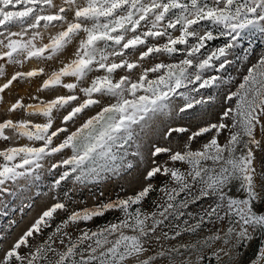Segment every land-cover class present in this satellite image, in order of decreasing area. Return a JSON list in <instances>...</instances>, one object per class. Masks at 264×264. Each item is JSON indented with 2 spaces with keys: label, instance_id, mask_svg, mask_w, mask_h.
<instances>
[{
  "label": "snow or ice",
  "instance_id": "6c2138e0",
  "mask_svg": "<svg viewBox=\"0 0 264 264\" xmlns=\"http://www.w3.org/2000/svg\"><path fill=\"white\" fill-rule=\"evenodd\" d=\"M256 36L264 39V0H0V110L44 121H0V141L9 144L0 149V216L9 214L5 196L38 181L43 162L52 161L46 170L54 177L44 194L52 202L10 247L0 231V264H203L206 253L216 264H239L242 247L264 240V165L256 166L264 151V55L234 90L226 73L240 43ZM161 56L171 62L149 64ZM31 61L47 67L19 70ZM42 77L37 93L64 94L6 104L14 87ZM20 138L28 143L12 146ZM133 170L141 183L132 194L100 192L90 206L73 197ZM153 192L162 195L145 211ZM200 201L209 203L191 212ZM185 234L196 238L160 243ZM252 264H264V246Z\"/></svg>",
  "mask_w": 264,
  "mask_h": 264
},
{
  "label": "rangeland",
  "instance_id": "374dc122",
  "mask_svg": "<svg viewBox=\"0 0 264 264\" xmlns=\"http://www.w3.org/2000/svg\"><path fill=\"white\" fill-rule=\"evenodd\" d=\"M54 31V30H53ZM47 41V37H45V42ZM222 42L221 40H216L210 42L211 46H215L219 43ZM72 48H69L68 51L65 53V56L63 59H67V57L70 55L72 52ZM264 55V39H261L259 36L252 37L249 40L242 41L240 43V46L235 50V53L232 57L233 59V64L231 67L227 69V74H230L232 77L235 78L234 84L231 86L234 90L235 85L238 84L244 74L247 72V68L250 67L252 64H254L257 59L261 56ZM164 62H171L168 57L161 56L158 60H153L150 61L149 64L151 63H156L160 61ZM52 67H59L60 65L53 61L50 62ZM38 66H45L46 65H38L36 61H31L25 64V66L22 69V71H28L31 68H35ZM7 74L11 76V74L14 71L13 66H8L7 67ZM41 79H34L31 83V85H26V84H19L16 87L12 89V94L8 95L5 94V102L10 103L14 102L17 98L19 97H24L23 103L24 104H29V103H34V101L30 100L29 97L32 95H38L42 97L43 99H51L55 95L59 94H64V90L60 89L57 92H41L37 93L36 88L39 86L41 83ZM0 83H3V80H0ZM94 111L91 113H87V115L94 114ZM213 112L219 111V104L215 105V107L212 109ZM13 119V120H19V119H33L37 123H42L44 122L42 118H34V117H29L26 116L23 111H18L13 114L6 115L2 110H0V121L4 119ZM189 118L186 117L185 120L181 121L177 119V123H188ZM57 125L59 124V121H56ZM79 123V122H77ZM25 143H28L26 138H20L17 141L12 142V146H18V145H23ZM200 143H203L201 141ZM9 146L8 143L0 141V149H3L5 147ZM194 148L199 147V144H194ZM68 153H65L67 155ZM56 159H59V157H56ZM52 161H45L43 162L45 164L44 169L40 170V179L36 181L34 184H32L29 189H27L24 193L18 194L17 196H5V200L9 204V214L7 216H0V231H5L7 230V235L8 239L5 240L4 247H10L11 242L14 241L27 229V227L30 226V224L35 220V218L39 215V213L45 208L48 204H50L52 201L50 199V195H44L45 193H48L49 186L54 179L53 176L49 175L47 173V167L50 165ZM262 165H264V151H258L256 154V166L257 168H260ZM141 183V178H140V173L139 170H133L131 174H125L122 176H115L111 177L107 180H104L100 182L99 184H89L86 187H81L78 191H75L73 193V197L77 201H86L87 205L90 206L93 201H92V196L96 195L98 196L100 192L104 193V198L108 197H114L115 195H120L124 196L127 194H132L135 190H137L140 187ZM153 183L156 184H162L163 183V178L157 179L153 181ZM158 185V186H159ZM71 182L67 183L64 185V190H67L69 188H72ZM162 195V193H156L153 192L151 196L147 199L146 203L144 202L143 208L145 211H151L152 210V203L154 200L158 199V196ZM31 197V202L33 203V208L31 209H25L23 216L21 215L19 209L22 206V203L24 202H29L28 198ZM209 201H200L190 207V211L193 213L199 212L202 208L207 207ZM85 205L82 204H77L76 207H83ZM264 207V205L262 206ZM12 209H16L15 211H12ZM59 217H57L56 222H59ZM113 215L109 214L106 217L103 218H98L96 221L89 222L87 227L95 229L97 225L104 224L108 220H112ZM15 220L16 224L10 225V221ZM85 225H81V227H84ZM55 227V224H53V228ZM171 227V225H169ZM206 229H212L211 224H206L205 225ZM52 229H46L43 237H38L36 241H33V243L38 242L40 239H43L44 237L47 236L48 232H50ZM168 229L166 228L165 231ZM69 231H72L73 234L75 235V231L72 229H69ZM159 234V233H158ZM208 234L206 231L202 230L200 232V236ZM196 237L189 236L185 234L184 236L178 238L177 240H171V241H165L163 238H161L160 243L163 245H170V244H176L177 242H187L189 240L195 239ZM220 245L217 244L215 247H219ZM264 246V240L262 242V245ZM260 246V247H261ZM156 249V245L153 244V250ZM214 249L207 250L208 252L212 251ZM259 251V250H258ZM151 253H146L145 255H150ZM256 258V256L251 259L248 262H242L239 260V264H252V261ZM227 258L225 257V260ZM131 264V262H130ZM156 264H166V261L163 260H158ZM203 264H216V261L214 259L209 260L207 258V253L205 255V260Z\"/></svg>",
  "mask_w": 264,
  "mask_h": 264
},
{
  "label": "trees",
  "instance_id": "16d2710c",
  "mask_svg": "<svg viewBox=\"0 0 264 264\" xmlns=\"http://www.w3.org/2000/svg\"><path fill=\"white\" fill-rule=\"evenodd\" d=\"M156 185L158 186L159 184H156ZM146 201H145V203H146ZM262 206L263 205H260L258 207H262ZM217 227H219V225H217ZM262 242H263V240L259 236L254 238L252 241H249L247 247H242L240 249V251L243 253L240 260L242 262H248L251 259H253L256 256V254L258 253V250H259L260 246L262 245Z\"/></svg>",
  "mask_w": 264,
  "mask_h": 264
}]
</instances>
